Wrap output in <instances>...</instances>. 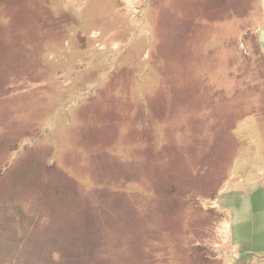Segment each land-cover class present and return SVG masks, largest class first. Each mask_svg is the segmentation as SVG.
I'll use <instances>...</instances> for the list:
<instances>
[{
    "label": "rangeland",
    "instance_id": "rangeland-1",
    "mask_svg": "<svg viewBox=\"0 0 264 264\" xmlns=\"http://www.w3.org/2000/svg\"><path fill=\"white\" fill-rule=\"evenodd\" d=\"M263 109L264 0H0V264H264Z\"/></svg>",
    "mask_w": 264,
    "mask_h": 264
},
{
    "label": "crops",
    "instance_id": "crops-1",
    "mask_svg": "<svg viewBox=\"0 0 264 264\" xmlns=\"http://www.w3.org/2000/svg\"><path fill=\"white\" fill-rule=\"evenodd\" d=\"M260 114L261 116L258 117V119L255 122H253L255 127L257 128V131H259V136H256L254 138L251 137L247 145L251 148V150L255 149L256 152L258 151L262 152L263 153L262 155L264 156V109H263V113ZM256 138H257V142L255 141ZM259 144L261 145V147H258ZM257 160L258 162H260L259 156H257ZM250 161L251 162L254 161L253 152L251 154Z\"/></svg>",
    "mask_w": 264,
    "mask_h": 264
}]
</instances>
